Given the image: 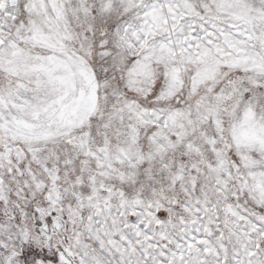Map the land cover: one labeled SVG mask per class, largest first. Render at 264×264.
Returning a JSON list of instances; mask_svg holds the SVG:
<instances>
[{"label":"snow or ice","instance_id":"obj_1","mask_svg":"<svg viewBox=\"0 0 264 264\" xmlns=\"http://www.w3.org/2000/svg\"><path fill=\"white\" fill-rule=\"evenodd\" d=\"M0 264H264V0H0Z\"/></svg>","mask_w":264,"mask_h":264}]
</instances>
